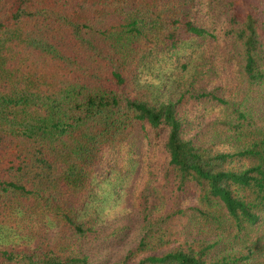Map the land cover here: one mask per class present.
<instances>
[{"label":"trees","instance_id":"obj_1","mask_svg":"<svg viewBox=\"0 0 264 264\" xmlns=\"http://www.w3.org/2000/svg\"><path fill=\"white\" fill-rule=\"evenodd\" d=\"M201 3L226 8L225 48L198 50L186 91L155 104L142 70L215 39L195 23ZM226 64L231 95L199 85ZM257 92L264 0H0V264H90L76 249L95 232L96 172L139 130L166 135L168 161L145 171L143 235L117 264H264ZM191 100L213 107L190 118Z\"/></svg>","mask_w":264,"mask_h":264},{"label":"rangeland","instance_id":"obj_2","mask_svg":"<svg viewBox=\"0 0 264 264\" xmlns=\"http://www.w3.org/2000/svg\"><path fill=\"white\" fill-rule=\"evenodd\" d=\"M226 13L227 10L223 6L212 8L207 7L206 3L199 4L193 15L195 23L214 35L215 41L207 43V41L187 38L175 54H166L159 62L142 70L138 81L139 88L147 91L151 101L155 104L177 101L191 82L196 62L199 60L195 55L196 52L198 50L202 52L206 48L210 53L215 45L219 49L225 48L224 32L228 28ZM184 64L188 65L186 71L183 70ZM221 65L224 72L225 67L222 62ZM226 67L224 76L205 77L201 79L199 85L207 92L215 91L218 94L223 88H227V94L231 95L232 85L230 86L226 81L227 79L233 81L234 69L228 64ZM204 69L206 71L208 65L204 66ZM256 97L253 102L255 110L264 120V92H257ZM194 102L191 100L187 103L190 118L204 116L207 109L213 107L211 104ZM199 105L203 106L200 108ZM180 111L184 112V109ZM211 119H203V124L212 123ZM207 139L210 140L209 137ZM165 140V134L157 135L152 130L146 132L139 130L124 148L106 153L102 166L96 172L93 195L86 209L89 215L97 219L95 232L87 239L78 242L76 249L78 254L87 258L90 264H117L140 242L143 232L134 207L135 194L145 183L147 169L156 170L167 164ZM47 240L54 243L56 237L50 234Z\"/></svg>","mask_w":264,"mask_h":264}]
</instances>
